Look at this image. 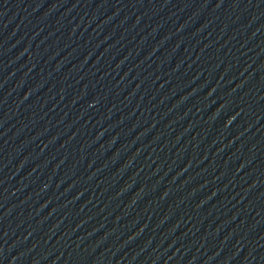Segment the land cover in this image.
Masks as SVG:
<instances>
[{"label":"water","instance_id":"95a60500","mask_svg":"<svg viewBox=\"0 0 264 264\" xmlns=\"http://www.w3.org/2000/svg\"><path fill=\"white\" fill-rule=\"evenodd\" d=\"M0 264H264V0H0Z\"/></svg>","mask_w":264,"mask_h":264}]
</instances>
